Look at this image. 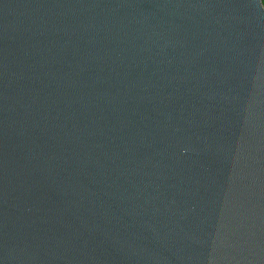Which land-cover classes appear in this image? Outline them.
<instances>
[{
	"label": "water",
	"instance_id": "water-1",
	"mask_svg": "<svg viewBox=\"0 0 264 264\" xmlns=\"http://www.w3.org/2000/svg\"><path fill=\"white\" fill-rule=\"evenodd\" d=\"M0 264H264V0H0Z\"/></svg>",
	"mask_w": 264,
	"mask_h": 264
}]
</instances>
